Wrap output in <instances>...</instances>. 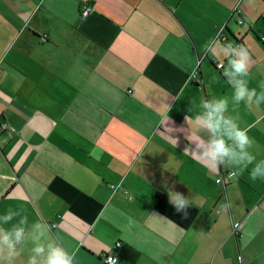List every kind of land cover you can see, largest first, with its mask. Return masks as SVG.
<instances>
[{
  "label": "crops",
  "instance_id": "obj_1",
  "mask_svg": "<svg viewBox=\"0 0 264 264\" xmlns=\"http://www.w3.org/2000/svg\"><path fill=\"white\" fill-rule=\"evenodd\" d=\"M241 48L239 78L264 95V0H0V215L26 237L13 264L38 221L74 264H264V179L249 174L264 100L235 101L224 74ZM220 98L253 141L247 168L184 150L199 101Z\"/></svg>",
  "mask_w": 264,
  "mask_h": 264
},
{
  "label": "clouds",
  "instance_id": "obj_2",
  "mask_svg": "<svg viewBox=\"0 0 264 264\" xmlns=\"http://www.w3.org/2000/svg\"><path fill=\"white\" fill-rule=\"evenodd\" d=\"M206 50L215 56V49ZM228 63L229 67L224 69V74L231 78L230 83L235 86L233 99L239 102L245 98L252 100L255 97L257 104L264 100V95H256L255 91L239 78L240 74H246L248 71V53L241 48L238 53L232 55ZM199 106L202 111L196 113L193 119V126L198 130L197 134L193 135L191 128H189L190 132L187 134V139L191 147L189 149L186 146L184 150L194 158L202 159L212 165L229 167L234 165L247 168L254 159L247 150L253 141L247 130L240 127L237 120L225 117L226 100L223 98L211 101L203 99L199 101ZM205 131L208 133L207 139L201 134ZM92 154L97 159L99 158L95 151ZM249 174L253 180L264 179V162L251 167ZM168 194L169 201L175 210L186 215V209L190 203L187 197L172 190H169ZM13 215L12 212L0 215V252L3 253L0 257V264H13L12 258L16 255V246L26 238L25 220L21 219L18 224L10 226L4 224L5 221H10ZM47 231V224L43 221L32 224L33 235L31 239L33 243L26 264H74L73 252H69L53 241L41 243V238L46 235Z\"/></svg>",
  "mask_w": 264,
  "mask_h": 264
},
{
  "label": "built area",
  "instance_id": "obj_3",
  "mask_svg": "<svg viewBox=\"0 0 264 264\" xmlns=\"http://www.w3.org/2000/svg\"><path fill=\"white\" fill-rule=\"evenodd\" d=\"M91 10H92V7H91L89 4L85 3V4H83V5L81 6V11H80V13H81V15L85 16V15H87ZM222 65H223L222 62H218V63L216 64V66H217L218 68H220ZM192 75H193V76H196V72H193ZM234 175H235V172L231 170V171H228V172L225 174V176L221 175V176L218 178V180L221 181L222 183H224V182L228 181V179L231 178V177H233ZM110 186H111V187H114V185H112V184H111ZM105 261L108 262L109 264H114L115 261H116V256H115L114 254H110V253H109V254H107V255L105 256Z\"/></svg>",
  "mask_w": 264,
  "mask_h": 264
}]
</instances>
